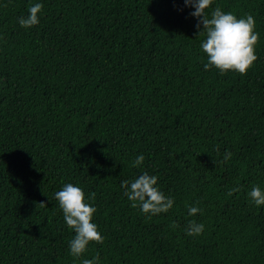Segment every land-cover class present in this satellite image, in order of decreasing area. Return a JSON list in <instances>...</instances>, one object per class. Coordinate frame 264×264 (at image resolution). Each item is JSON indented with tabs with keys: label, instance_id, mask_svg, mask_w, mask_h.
I'll return each instance as SVG.
<instances>
[{
	"label": "trees",
	"instance_id": "16d2710c",
	"mask_svg": "<svg viewBox=\"0 0 264 264\" xmlns=\"http://www.w3.org/2000/svg\"><path fill=\"white\" fill-rule=\"evenodd\" d=\"M35 3L39 23L22 27ZM217 6L255 18L246 75L204 68L184 0H0V264H264L249 196L264 190V0ZM145 171L168 212L131 206L121 183ZM67 183L95 193L104 237L80 257L55 199Z\"/></svg>",
	"mask_w": 264,
	"mask_h": 264
},
{
	"label": "clouds",
	"instance_id": "9594fccd",
	"mask_svg": "<svg viewBox=\"0 0 264 264\" xmlns=\"http://www.w3.org/2000/svg\"><path fill=\"white\" fill-rule=\"evenodd\" d=\"M185 4L194 7L195 11L190 15L198 18L196 25L197 36L204 35L205 39L201 43L202 50L207 54V63L204 64L206 70L215 67L220 72L236 71L241 75H246L248 70L258 59L255 53V46L259 42V33L255 31V18L248 14L243 18H238L232 12H225L217 6L210 14L206 9L210 8L213 0H184ZM43 5L35 3L29 8V15L19 18V24L28 28L39 23V13ZM232 153L227 152L224 160L231 158ZM144 155H139L133 161V167H140L144 162ZM125 195L132 202L131 206L140 210L146 215L155 216L168 212L175 201L158 186V177L143 172L131 183L124 180L121 183ZM238 189L229 191V195ZM249 196L257 206L264 205V190L259 186H254L249 192ZM51 199V198H50ZM55 199L63 211L64 220L70 229L75 232L74 237L69 242L70 253L74 257H80L87 246L92 243H103L104 237L99 231L98 225L93 222L97 208L89 201H95V193L86 196L85 191L72 183L65 184L61 190L56 192ZM45 202H38L39 206ZM200 208L189 206V215L194 216L200 212ZM173 227H176L173 224ZM203 223L190 221L186 229L188 236L199 235L204 231ZM99 257L85 259L82 264H97Z\"/></svg>",
	"mask_w": 264,
	"mask_h": 264
}]
</instances>
